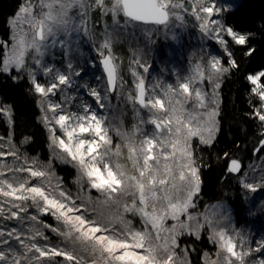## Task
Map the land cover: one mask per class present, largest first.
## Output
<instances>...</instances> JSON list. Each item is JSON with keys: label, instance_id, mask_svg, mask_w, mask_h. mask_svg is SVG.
Returning <instances> with one entry per match:
<instances>
[{"label": "snow or ice", "instance_id": "snow-or-ice-1", "mask_svg": "<svg viewBox=\"0 0 264 264\" xmlns=\"http://www.w3.org/2000/svg\"><path fill=\"white\" fill-rule=\"evenodd\" d=\"M233 6H221L218 0H25L10 21L11 41L0 42V73L15 70L13 79H28L39 97L52 154L48 161L30 157L21 151L30 137L18 145L14 131L0 136V264H191L189 249L177 251L178 241L184 235L200 239L205 229L216 252L205 251L202 264H264V240L252 247L247 234L231 226L227 209L212 205L210 213L193 212L202 163L192 140L211 145L220 131L221 83L239 68L233 47L244 49L246 57L257 52L251 45L253 34L224 19ZM93 14L113 20L114 28L105 25L98 44L90 27ZM121 15L125 25L150 23L166 33L189 15L201 37L223 52L196 60L188 75L172 84L146 82L149 66L142 62V50L134 51L129 67L134 79L126 100L148 118L131 132L109 115L112 96H119L127 83L113 51V31ZM81 37L93 40L97 59L91 64L98 63L103 72L96 77L103 86L88 93L95 107L74 104L69 90L82 70L71 59L63 70L46 62L49 50L57 46L70 56ZM246 79L258 101L252 115L264 128V70ZM0 115L13 122L10 105L0 104ZM146 124L153 126L151 132ZM253 152L259 163L245 170L239 158H230L227 171L238 175L245 190L256 192L264 190V138ZM122 157L127 163L119 162ZM53 161L76 169L75 195L56 176ZM129 215L140 218V227ZM46 233H54L59 242L52 244Z\"/></svg>", "mask_w": 264, "mask_h": 264}, {"label": "trees", "instance_id": "trees-1", "mask_svg": "<svg viewBox=\"0 0 264 264\" xmlns=\"http://www.w3.org/2000/svg\"><path fill=\"white\" fill-rule=\"evenodd\" d=\"M22 3L23 0H0V42L6 43L10 39V20ZM236 5L240 6H235L223 17L229 24H239L241 27L238 30L253 34L251 45L257 52L254 57H246L244 49L233 47L239 68L227 75L221 83L220 131L213 144L203 145L198 138H194L192 146L202 163L200 200L206 203L225 200L232 206L235 216L240 221L245 216L247 198L236 174H230L227 168L230 158H239L242 163L249 162L254 156L253 149L258 146V141L264 138L261 136L264 128L252 115L258 101L255 95L250 93L252 85L246 79L247 75L264 70V0H236ZM16 75L14 71L11 75L0 73V104L10 105L13 109L11 125L3 115H0V136L6 137L14 131L18 145L24 137H30V143L22 145L21 151L30 157L48 161L51 148L47 129L40 119L38 97L30 90L28 79L26 77L13 79ZM121 108L125 124L129 126L128 108L124 106ZM226 153L228 155H225ZM53 165L66 187H73L75 169L58 161H53ZM43 219L48 220V217ZM178 243L179 249H189L194 264H202V255L205 251L212 253L216 251V246L210 242L206 233H202L200 239L184 235Z\"/></svg>", "mask_w": 264, "mask_h": 264}, {"label": "rangeland", "instance_id": "rangeland-1", "mask_svg": "<svg viewBox=\"0 0 264 264\" xmlns=\"http://www.w3.org/2000/svg\"><path fill=\"white\" fill-rule=\"evenodd\" d=\"M23 3H25V0H23ZM218 3L221 6H227L228 4L232 3L234 5L232 8H234L236 5V0H218ZM13 18L14 16L12 19ZM91 20L92 24L90 27L93 28L95 33L93 39L98 44L102 38L101 34L104 32V26L107 25L109 30L114 28L113 20L111 15L102 18L98 14H93ZM118 20L119 26H117L113 31V51L114 54L119 58L121 74L127 83L125 84L119 96L115 94L112 96L110 105L111 111L109 112V115H114L116 117V119L113 120L114 124L122 127V129L125 131L131 132L134 126L139 124L140 119L143 118L146 120L148 118L146 111H141L138 115L133 105L128 103L126 100V95L131 90L132 80L134 79L129 71V67L133 58L132 53L134 51L142 50V62L149 66V72L145 74L147 77L146 82L162 80L166 83L172 84L176 83L177 77L183 79L184 76L188 75L192 63L196 60H199L201 57L207 58L209 54L222 56L223 52L221 47L214 41H209L206 38L201 37V33L196 26L194 18L189 15H185L183 22L175 21L171 31L167 33L162 26L150 23L145 24L142 22H132L125 25V18L122 15L118 17ZM173 35L176 37L175 39L172 38ZM12 36L13 31L11 28V37L6 43L11 41ZM69 59H71L77 70H82L81 76L74 78V85L69 90V94L75 95L76 97L74 104L79 105L81 102H84L92 104L93 107H95L96 105L94 103V99L88 93L89 89L92 87H97L98 85L101 87L103 86L102 81H98L96 79L98 76L102 77L103 72L98 63L95 65V67H93L91 64V61L97 59L96 53L93 51V40H90L86 37H81L73 44L70 56H66L65 49L59 46L52 48L47 54L46 62L48 64H54L55 67L63 70ZM14 72L17 74L15 70ZM38 78L41 79V82H44L45 78L42 76V74L38 73ZM85 85H87V87H85ZM121 106L128 108L127 116L130 118L129 126H126L125 124V118L123 115L124 112ZM4 118L6 119L5 116ZM6 121L9 125H11L12 122H9L7 119ZM144 128L147 132H151L153 130L152 125L146 124L144 125ZM115 139L116 138L114 137V140ZM261 155H264V153H261ZM119 162L127 163L123 157ZM250 163H259L256 154H254L253 158L249 162L243 163L245 165V170H248L247 165ZM68 165L71 166V164ZM54 172L56 176L62 180V177L55 171V169ZM75 172L77 176L76 169ZM236 178L238 180L237 174ZM73 182L74 186L71 188L66 187L64 182L63 184L66 190L75 195L78 185L75 183V179ZM243 190L245 194L244 196L247 198V207L245 216L240 221L235 216L232 206L229 205L225 200L206 203L200 200L199 193L195 197V201L198 206L193 210V212L197 213L207 211L210 213L212 211L210 206L220 205L221 210H228V214L231 216V226L247 234L248 239L251 242V246L255 247L257 242L264 240V190H258L256 192L247 191L244 188ZM93 195H96L94 191ZM128 219L132 220L136 227H140L141 221L139 217H133L129 215ZM45 222L50 224L55 223L51 217H48V220H45ZM202 233L209 235L207 229L203 230L201 234ZM46 234L50 237L52 244L59 242V238L56 237L54 233ZM177 251L179 252L180 249H177ZM189 259L191 260V264H194L190 255Z\"/></svg>", "mask_w": 264, "mask_h": 264}]
</instances>
